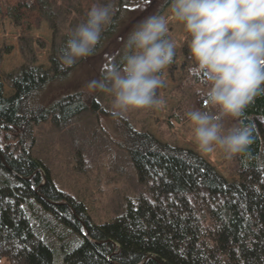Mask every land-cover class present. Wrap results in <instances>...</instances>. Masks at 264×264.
<instances>
[{
	"label": "trees",
	"instance_id": "1",
	"mask_svg": "<svg viewBox=\"0 0 264 264\" xmlns=\"http://www.w3.org/2000/svg\"><path fill=\"white\" fill-rule=\"evenodd\" d=\"M146 1L108 0L112 19L94 53L62 69L59 56L71 34L57 39L53 3L37 0L55 34L50 66L37 64L34 52L24 47L32 40L22 38L27 62L16 72L4 74L13 93L6 95L0 80V262L264 264V92L233 119L237 127L251 129L252 143L234 156L237 179L229 181L197 151L159 140L135 128L127 117L116 116L99 101L101 91L77 86L81 82L70 83L79 70L100 71L99 80L106 68L122 67L127 37L141 22L135 16ZM159 2L153 15L171 4V0ZM35 3L25 0L8 5V16L20 25L22 9ZM36 43L46 47L42 40ZM11 50L10 46L0 50V64ZM183 56L181 67L191 68L194 63L189 65L193 60L187 46ZM176 57L168 67L172 76L178 68ZM193 77L204 86L203 76ZM66 84H71L67 91L52 97L56 88ZM207 104L206 97L197 92L190 110L202 111ZM84 111L112 119L118 143L130 153L143 186L125 213L106 222L95 221L83 201L58 188L48 167L33 155L36 124L51 116L54 125H59ZM188 111L177 108L165 122L172 134L174 127L188 121Z\"/></svg>",
	"mask_w": 264,
	"mask_h": 264
},
{
	"label": "clouds",
	"instance_id": "2",
	"mask_svg": "<svg viewBox=\"0 0 264 264\" xmlns=\"http://www.w3.org/2000/svg\"><path fill=\"white\" fill-rule=\"evenodd\" d=\"M112 15L111 5L90 8L61 50L62 69L94 53ZM170 19L182 24L190 37L194 64L189 71L204 78L198 94L218 109L212 114L186 112L197 150L202 155L220 150L227 159L244 153L252 143L251 129H226L224 119L240 117L264 92V0H171L169 17L148 16L128 35L122 67L110 66L102 79L89 81L87 89L111 95L116 116L163 107L166 102L157 90L164 87V70L176 56Z\"/></svg>",
	"mask_w": 264,
	"mask_h": 264
},
{
	"label": "rangeland",
	"instance_id": "3",
	"mask_svg": "<svg viewBox=\"0 0 264 264\" xmlns=\"http://www.w3.org/2000/svg\"><path fill=\"white\" fill-rule=\"evenodd\" d=\"M20 1L25 0H0V50L4 46L12 47L10 53L3 55L0 64V80L4 82L6 95L13 93V90L5 82L4 74L16 72L27 62L21 50L20 40L31 39L32 41L26 43L24 47L34 52L37 64L47 67L50 66L49 56L55 40L52 22L42 15L37 0H34L35 7L22 9L21 24H15L8 16V5L15 6ZM45 1L53 3L58 24V39V35L71 34L80 23L85 22L87 12L93 5H106L108 0ZM148 3H152L151 6H148ZM159 3V0L142 3L135 16V19H140L135 21L140 22L153 15ZM170 7L171 4L158 15L169 17ZM169 38L176 45L178 68L173 76L168 74V68L164 70L165 89H160L158 96L165 100V105L158 109L132 110L123 116L127 117L135 128L145 129L159 140L169 141L200 153L194 143L188 121L174 127V134L165 123L177 108H181L183 112L193 109L197 89L204 87L194 81L193 73L189 71L190 67H181L184 59L183 49L185 46L188 47L190 39L183 25L170 19ZM36 40H42L46 47L41 48ZM193 63L194 61H191L189 65ZM99 72L95 73L93 68L79 70L70 83L81 82L77 86H86L89 81L97 80ZM70 85L56 88L52 92V97L63 94ZM98 98L105 108L111 110V95L101 92ZM202 111L212 114L218 109L208 103ZM224 124L226 129L237 127V123L230 117L224 119ZM114 131L112 119L107 116L98 118L89 111H84L59 125H54L50 116L48 120L34 126L36 145L33 155L48 167L57 187L83 201L89 214L97 222L110 221L125 213L130 202H136L143 189L133 167L131 155L119 145ZM77 151L79 154H76ZM202 156L216 166L229 181L237 179L234 157L227 159L220 150ZM0 264L8 263L3 260Z\"/></svg>",
	"mask_w": 264,
	"mask_h": 264
},
{
	"label": "water",
	"instance_id": "4",
	"mask_svg": "<svg viewBox=\"0 0 264 264\" xmlns=\"http://www.w3.org/2000/svg\"><path fill=\"white\" fill-rule=\"evenodd\" d=\"M85 229H86V236H87V238H89V230L87 227H85Z\"/></svg>",
	"mask_w": 264,
	"mask_h": 264
}]
</instances>
